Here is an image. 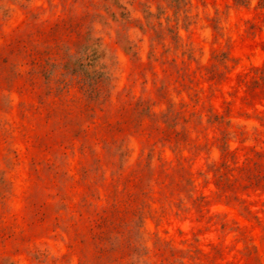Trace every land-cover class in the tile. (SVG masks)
I'll list each match as a JSON object with an SVG mask.
<instances>
[{
    "label": "clouds",
    "instance_id": "9594fccd",
    "mask_svg": "<svg viewBox=\"0 0 264 264\" xmlns=\"http://www.w3.org/2000/svg\"><path fill=\"white\" fill-rule=\"evenodd\" d=\"M0 264H264V0H0Z\"/></svg>",
    "mask_w": 264,
    "mask_h": 264
}]
</instances>
